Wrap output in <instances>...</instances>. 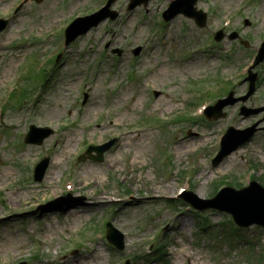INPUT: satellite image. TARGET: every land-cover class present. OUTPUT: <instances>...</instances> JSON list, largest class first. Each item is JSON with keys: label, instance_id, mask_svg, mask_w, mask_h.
<instances>
[{"label": "rangeland", "instance_id": "rangeland-1", "mask_svg": "<svg viewBox=\"0 0 264 264\" xmlns=\"http://www.w3.org/2000/svg\"><path fill=\"white\" fill-rule=\"evenodd\" d=\"M105 1L0 0V18L8 20L0 32V264H264V227L239 229L228 214L189 208L176 193L188 180L190 198L201 206L223 183L245 187L253 179L264 187V110L240 113L242 106L264 108V59L251 68L254 93L224 106L223 117L173 120L194 116L191 102L206 98L205 84L229 77L228 91L245 94L248 73L240 69L264 41V0H198L206 26L177 15L163 28L161 14L172 0L133 9L129 0H114L116 19L64 47V28ZM217 31L225 35L214 43ZM40 68L49 72L47 82ZM17 84V91L41 90L15 101ZM152 117L162 121L145 124ZM31 124L50 133L24 143ZM253 124L247 141L211 163L229 126ZM111 140L102 161L78 160L88 145ZM43 158L44 176L34 181ZM49 201L55 203L40 210ZM244 212V221L253 217ZM105 221L122 233V250L105 240ZM153 244L166 247L158 260Z\"/></svg>", "mask_w": 264, "mask_h": 264}, {"label": "water", "instance_id": "water-1", "mask_svg": "<svg viewBox=\"0 0 264 264\" xmlns=\"http://www.w3.org/2000/svg\"><path fill=\"white\" fill-rule=\"evenodd\" d=\"M113 0H109L107 5L104 7L103 10H100L90 16L83 17V18H77L75 19L67 28L66 30V36L67 40H72L77 35L82 34L86 32L89 28L92 26L97 25L101 20H104L106 17H110L111 19H114L116 17L115 12H108V7L110 5V2ZM148 0H131V3L129 5V8H133L134 6L143 3L146 5ZM196 0H177L170 4L167 11L163 13V17L165 20H168L172 17H174L176 14L183 13L184 15L188 17H193L196 21V23L200 26L204 25L205 22V14L201 11H197L194 8ZM177 7V8H176ZM174 9V10H172ZM6 25V21L0 20V30H2ZM222 37L221 34H218L216 36V39L219 40ZM264 58V49L261 50L259 53V56L257 57L256 63ZM247 80L249 81V87L247 94L241 98V100H245L254 90V81H255V75H250ZM237 99H232L229 97L228 99L222 100L219 102V105L215 107H211L208 109L206 113V117L210 118L213 116L214 118L219 117L221 115L220 110L221 107L226 104H232ZM213 110L216 112L213 113ZM254 127H251L249 129H245L244 131H241V135L236 137L232 143L228 144L229 139L231 138L232 134H234L237 131H234L233 129L229 128L228 132L226 133L223 141L222 149L219 153V155L216 158V161L220 160L223 155L229 153L231 150L236 148L240 143H242L244 140L248 139L254 132ZM41 131L42 134L35 139L33 137L35 132ZM50 133V130L47 128H36L33 125L30 126L29 132L27 133L25 137V142H32L35 141L36 143H40L42 139L47 136ZM240 133V132H239ZM112 143H106L102 146H97L88 149L87 155L89 158L94 160H102V153L110 147ZM91 150H95L97 152V156L91 155ZM84 158V156L82 157ZM47 166V159L42 161L35 169V178L36 180H41L43 173L45 171V168ZM189 193L185 195L187 197ZM187 201L192 203L195 207L204 209V208H216L221 211H226L230 213L234 220L241 226H247L252 223L264 225V188L260 187L259 185L252 183L250 187L243 188L239 191H236L232 188H224L222 189L215 197H213L210 200L206 201V205L204 207H200L196 202H194L191 199L186 198ZM246 212H249L253 214V217L249 219L248 221L243 220V214ZM114 233L118 235V238L115 237ZM107 238L109 241L114 243L118 248L123 247L122 242V236L118 234V232L114 231L111 227L109 228V231L107 233ZM24 264V263H23Z\"/></svg>", "mask_w": 264, "mask_h": 264}, {"label": "bare ground", "instance_id": "bare-ground-1", "mask_svg": "<svg viewBox=\"0 0 264 264\" xmlns=\"http://www.w3.org/2000/svg\"><path fill=\"white\" fill-rule=\"evenodd\" d=\"M241 123H242V122H241ZM241 123L238 122V123H237V126H240ZM186 149H187V147H186V146H183V147H180L178 150L182 152V151H184V150H186ZM51 178H52V177H50V179H51ZM43 188H44V189H47V188H49V185L47 184V185L43 186ZM11 199H12V198H11ZM9 204H10V203H9ZM81 205H83V204L81 203ZM184 254L187 255L186 251H185V250H181L180 255H184ZM5 263H7V261H4V264H5Z\"/></svg>", "mask_w": 264, "mask_h": 264}, {"label": "trees", "instance_id": "trees-1", "mask_svg": "<svg viewBox=\"0 0 264 264\" xmlns=\"http://www.w3.org/2000/svg\"><path fill=\"white\" fill-rule=\"evenodd\" d=\"M162 252H163V248L162 247H158L156 249V258L157 259L160 258V256L162 255ZM35 256H37V254Z\"/></svg>", "mask_w": 264, "mask_h": 264}]
</instances>
